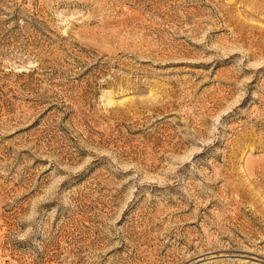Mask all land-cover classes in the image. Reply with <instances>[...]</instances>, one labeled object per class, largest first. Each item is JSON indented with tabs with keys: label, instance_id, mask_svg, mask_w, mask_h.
Masks as SVG:
<instances>
[{
	"label": "rangeland",
	"instance_id": "1",
	"mask_svg": "<svg viewBox=\"0 0 264 264\" xmlns=\"http://www.w3.org/2000/svg\"><path fill=\"white\" fill-rule=\"evenodd\" d=\"M0 264H264V0H0Z\"/></svg>",
	"mask_w": 264,
	"mask_h": 264
}]
</instances>
